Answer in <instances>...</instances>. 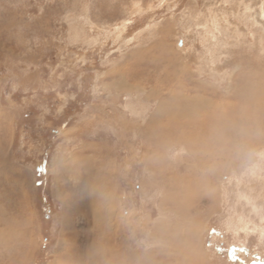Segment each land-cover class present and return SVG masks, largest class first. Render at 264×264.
<instances>
[{
    "label": "rangeland",
    "instance_id": "obj_1",
    "mask_svg": "<svg viewBox=\"0 0 264 264\" xmlns=\"http://www.w3.org/2000/svg\"><path fill=\"white\" fill-rule=\"evenodd\" d=\"M262 132L264 0H0V264H264Z\"/></svg>",
    "mask_w": 264,
    "mask_h": 264
},
{
    "label": "bare ground",
    "instance_id": "obj_2",
    "mask_svg": "<svg viewBox=\"0 0 264 264\" xmlns=\"http://www.w3.org/2000/svg\"><path fill=\"white\" fill-rule=\"evenodd\" d=\"M256 98V97H255ZM257 99V98H256ZM255 101V100H254ZM258 101H261V100H258ZM200 102L201 103H198V104H202L203 106H205V105H207L208 104V102L207 101H205V100H200ZM257 102V101H256ZM190 105H192V104H190ZM194 107H197L196 105L194 106H189L187 109H184V110H182V112H179L177 115H179V116H182L183 114H184V111H186V113H188L189 112V110H190V112H194L195 110H196V112H197V108L196 109H194V110H191L192 108H194ZM208 109V108H207ZM249 109V108H248ZM255 110H256V108H254ZM250 110V109H249ZM199 111V110H198ZM240 111H242V110H240ZM245 111V110H244ZM239 112V111H238ZM246 112V111H245ZM249 112V111H248ZM247 112V113H248ZM185 113V114H186ZM250 113V112H249ZM193 114V113H192ZM257 114V113H256ZM197 115H198V113H197ZM250 115V114H249ZM248 115V116H249ZM189 116V115H188ZM240 116H241V114H240ZM251 116V115H250ZM241 120V119H240ZM241 122V121H240ZM257 123V122H256ZM240 124V123H239ZM248 124V123H247ZM232 125V124H231ZM243 125V124H242ZM239 126V125H238ZM237 126V127H238ZM236 127V128H237ZM258 127V126H257ZM260 127V126H259ZM258 127V128H259ZM234 128V127H233ZM241 128L242 127H240L239 129L241 130ZM238 129V128H237ZM262 129H263V127H262ZM233 130V129H232ZM242 130H244V129H242ZM249 131V130H248ZM240 132V131H239ZM263 133V135L262 136H260L259 138H257V139H254V140H252V142H258V141H261V140H264V132H262ZM237 134V133H236ZM241 134V133H240ZM244 139V138H243ZM245 139H247V140H245V145L248 143V147H249V145L251 146V144H252V142L250 141V138H245ZM235 142L238 140V138H236V137H234V139H233ZM238 142V141H237ZM251 143V144H250ZM231 145V144H230ZM230 145H229V147H230ZM237 146V145H236ZM254 146V145H253ZM215 147H218V146H215ZM226 147V146H225ZM228 147V146H227ZM226 147V148H227ZM228 147V148H229ZM235 147V146H234ZM207 148V147H206ZM251 148V147H250ZM215 149V148H214ZM232 149H234V148H232ZM238 149V148H237ZM241 149H242V147H241ZM248 149V148H247ZM210 150V149H209ZM216 150V149H215ZM217 150H219V149H217ZM221 150V149H220ZM222 150H224V149H222ZM221 150V151H222ZM201 151V150H200ZM237 151V150H236ZM224 152V151H223ZM239 152V151H238ZM241 152V151H240ZM211 153H213L212 151H211ZM217 153H219V151L217 152ZM216 153V154H217ZM242 153V152H241ZM210 154V153H209ZM219 154H221V153H219ZM218 160V159H217ZM235 161H238L237 159L235 160ZM240 162V161H239ZM228 163H229V160H228ZM188 247V246H187ZM189 249V248H188ZM191 249V248H190ZM190 258H191V256H190Z\"/></svg>",
    "mask_w": 264,
    "mask_h": 264
},
{
    "label": "crops",
    "instance_id": "obj_3",
    "mask_svg": "<svg viewBox=\"0 0 264 264\" xmlns=\"http://www.w3.org/2000/svg\"><path fill=\"white\" fill-rule=\"evenodd\" d=\"M186 243H188V241L186 242ZM190 252V251H189ZM192 256H193V258H194V260L196 261V259L199 257V254H198V252H193V254H192ZM188 258H190V257H188ZM191 259V258H190ZM201 259V258H200ZM200 262V261H199ZM199 262H197V263H199ZM201 262H202V260H201ZM181 263V262H180ZM180 263H178V264H180ZM183 263V262H182ZM181 263V264H182ZM184 264V263H183Z\"/></svg>",
    "mask_w": 264,
    "mask_h": 264
}]
</instances>
